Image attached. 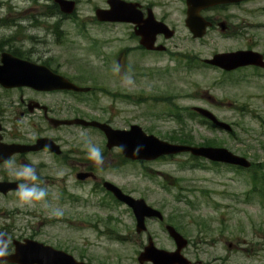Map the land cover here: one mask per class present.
<instances>
[{"label": "flooded vegetation", "instance_id": "1", "mask_svg": "<svg viewBox=\"0 0 264 264\" xmlns=\"http://www.w3.org/2000/svg\"><path fill=\"white\" fill-rule=\"evenodd\" d=\"M21 1L24 5L33 2L36 7L24 6V10H16L12 4L13 10L9 7L0 10V65L9 66L4 69L9 75L4 80L13 83L4 85L0 82V233L6 234L0 236V247L6 245L7 251L6 256L0 257V264H153L150 260L140 261V252L149 240L158 249L175 251L176 242L168 227L187 238L188 245L180 252L191 260L190 264H227L229 256L212 255L203 260L200 248V244L207 243L201 233L210 235L211 247L217 243L213 231L219 237L223 236L225 213L214 218L219 227L204 218H194L195 242L185 234L184 216L165 214L162 208H158L162 212L161 218L145 219L146 229L137 233L140 241L136 231L132 235L128 228L135 230L133 208L118 200L104 183L109 181L134 197L133 191L119 186L108 175L119 163L135 161L124 158L119 147L108 146L103 130L73 122L75 119L98 121L118 129L114 123L117 109L114 104L100 106L95 103L94 94L104 92L99 87L89 86V90L82 91L50 86L61 78L80 87L87 86L82 83L91 79L88 70L86 74H71L62 68L72 69V47L76 42L70 26L76 25L80 40L86 38L92 48L100 44V40L87 35V23L109 29L127 25L131 50L140 56L150 54L180 62L185 60L182 49L189 39L198 46L211 49L208 58L217 53L252 50L264 60V47L259 46L262 37L250 32L264 29V23L248 20L250 12L245 8L249 2L264 0H102L103 4L95 7L108 9L113 4L118 10L117 16L128 17V22L99 20L95 9L84 16V20H78L76 11H62L57 0ZM191 3L193 32L186 21ZM261 12L264 16V6ZM233 39L243 41V47L219 48ZM128 49H123L119 58L126 56ZM195 59L185 62L190 64ZM205 59L198 58L197 62L214 67L204 63ZM218 69L226 74L243 69L264 72V67L255 65ZM23 80L37 82V85L19 83ZM207 100L212 105L224 104L234 111L238 109L233 100H216L210 95ZM81 132L87 134L85 140L88 137L102 150V166L88 159ZM228 134L233 135L232 128ZM177 155L164 158L174 159ZM9 160L17 167L38 161L33 166L39 177L38 185L47 191L44 201L32 206L19 205L17 185L25 181L18 180L9 171L6 163ZM207 163L214 169L240 168L219 162ZM57 210L59 214L53 215ZM128 220H131V226L127 224ZM152 223L157 226L156 231L163 234L162 239L152 228ZM124 242L136 245V248L122 255L115 246ZM192 243L194 252L190 258L186 248ZM226 246L230 250L244 249L239 243L227 242Z\"/></svg>", "mask_w": 264, "mask_h": 264}, {"label": "rangeland", "instance_id": "2", "mask_svg": "<svg viewBox=\"0 0 264 264\" xmlns=\"http://www.w3.org/2000/svg\"><path fill=\"white\" fill-rule=\"evenodd\" d=\"M75 1L78 20H84V16L103 4L102 0ZM12 4L16 10H24V6L36 7L33 2L24 5L21 0H0V10L8 7L13 10ZM263 6L264 1L247 3L245 8L250 12L248 20L264 23ZM70 27L76 42L72 47V69L62 68L71 74H86V70L92 74L91 79L82 85L99 87L104 91L94 94L95 103L100 106L114 104L118 111L114 119L117 127L128 128L137 124L146 133L169 141L168 137L183 126L192 134L194 143L206 137L213 138L221 146L246 156L264 172V72L243 69L226 74L218 68L202 66L200 61L197 62L198 58H208L212 51L189 39L182 49L185 60L180 62L150 54L137 55L130 47L132 42L128 26L123 24L109 29L87 23V35L100 40V44L92 48L86 38L80 40L76 25ZM250 32L262 37L259 46L264 47V29ZM243 44V41L233 39L219 48L234 49L243 47ZM125 48H129L126 56L119 58ZM187 55L196 57L191 67L185 62ZM128 77L131 79L128 80ZM208 95L216 100H233L237 111L224 104L212 105L207 100ZM192 106L206 107L220 120L235 124L231 125L233 135L212 128L198 118L189 117L188 109ZM169 109L178 111L182 119L174 118ZM89 137L94 136L89 134ZM196 160L188 153H181L174 159L161 157L152 161L121 162L108 177L119 186L133 191L134 197H142L148 205L164 209L165 214L184 216L185 234L194 242L197 232L193 218H204L219 227L214 218L225 213L226 228L222 237L212 232L217 240L213 247L210 235L200 234L207 239V243L200 244L203 260L217 255L229 256L227 264H264V203L261 204L257 193H249L250 172L227 167L214 169L207 161ZM188 200L196 205L194 209L186 203ZM213 203L221 207H214ZM127 224L131 226V220ZM152 228L156 231L155 223H152ZM128 230L135 234L133 228ZM156 232L162 239L161 231ZM136 237L140 241L139 236ZM227 242L239 243L244 249L230 250ZM115 248L123 255L131 253L136 245L124 242ZM186 252L193 258V243L186 248Z\"/></svg>", "mask_w": 264, "mask_h": 264}, {"label": "water", "instance_id": "3", "mask_svg": "<svg viewBox=\"0 0 264 264\" xmlns=\"http://www.w3.org/2000/svg\"><path fill=\"white\" fill-rule=\"evenodd\" d=\"M60 9L65 12H72L74 10L73 0H57ZM112 6L108 9L98 8L96 9V16L100 20H120L129 21L128 17H118L117 8ZM193 4L189 5L186 21L189 23L190 30L193 32L194 28L191 25L193 20ZM191 22V23H190ZM206 63L216 65L225 70H232L240 66L245 65H257L264 67V60L262 56L251 50H238L232 52L215 54L212 59H206ZM9 66L0 65V82L4 85L13 84L4 80L9 77L4 69ZM8 75V76H7ZM61 78V77H58ZM60 80V81H59ZM19 83H26L29 85H37V82H26L23 80ZM50 87L67 88L73 90H88V88L78 87L70 81L61 78L54 81ZM199 115L210 120L214 125L221 127L225 130H230V125L224 121L219 120L210 110L196 106L193 107ZM73 122H81L85 125L96 126L103 130L107 137L108 146H123L121 153L124 157L132 160H153L162 155L177 154L179 152H189L193 156H199L211 161L224 162L229 164L238 165L241 167H249L250 161L240 155L234 154L230 150L222 146H210V145H188L180 143H172L166 140L159 139L152 134H146L142 128L136 124H133L129 129H113L105 123H99L97 121H85L82 119H75ZM139 147V151H134ZM105 187L110 189L114 195L121 201L126 202L134 210L137 226L136 230L140 232L145 229L144 219L149 216L161 217V212L157 209L150 207L144 199L133 198L124 194L118 187L110 182H105ZM171 235L177 243V249L174 252H167L161 249H156L154 246H146L144 251L140 254V260H151L154 264H189V261L180 254V248L186 245V239H183L173 228H169ZM29 253V250H26ZM32 256V255H31Z\"/></svg>", "mask_w": 264, "mask_h": 264}, {"label": "clouds", "instance_id": "4", "mask_svg": "<svg viewBox=\"0 0 264 264\" xmlns=\"http://www.w3.org/2000/svg\"><path fill=\"white\" fill-rule=\"evenodd\" d=\"M119 66H117V69ZM128 80L131 77L127 78ZM81 139L85 143V147L87 148L88 159L93 161L94 164L102 166L104 163V157L102 150L93 144L91 140L87 137L85 140V136L87 135L84 132H81ZM138 146L134 151H139ZM123 146L120 147V151H123ZM7 167L10 172H12L18 180H23L25 182L19 183L17 185V197L20 206H32L36 202H42L47 196L46 189L40 187L37 183L39 177L36 172V168L33 166L38 161H33L32 164H22L19 167L16 166L14 161H7ZM59 214L58 210L53 213V215ZM6 234L0 233V236H5ZM7 255L6 245L4 247H0V257H4Z\"/></svg>", "mask_w": 264, "mask_h": 264}, {"label": "trees", "instance_id": "5", "mask_svg": "<svg viewBox=\"0 0 264 264\" xmlns=\"http://www.w3.org/2000/svg\"><path fill=\"white\" fill-rule=\"evenodd\" d=\"M190 117H194L197 114L194 112H190L189 113ZM176 119L180 120V114L176 113ZM201 122H207L210 124L209 121L205 120V119H201ZM171 138H173L174 140L179 141L180 143H185V144H198V145H220L219 143H217L213 138H204L203 141L194 143L193 141V136L190 132L185 130V127H181L178 129V131H174V133L170 136ZM251 168H254V170H252V173L250 174V183H251V188L249 190L250 193H258L259 195L262 196V201L264 203V172H262L263 170L257 166V165H253Z\"/></svg>", "mask_w": 264, "mask_h": 264}]
</instances>
